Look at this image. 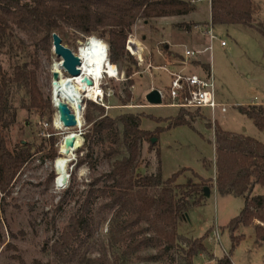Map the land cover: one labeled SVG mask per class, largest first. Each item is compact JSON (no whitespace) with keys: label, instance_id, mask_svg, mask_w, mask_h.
<instances>
[{"label":"rangeland","instance_id":"rangeland-1","mask_svg":"<svg viewBox=\"0 0 264 264\" xmlns=\"http://www.w3.org/2000/svg\"><path fill=\"white\" fill-rule=\"evenodd\" d=\"M253 2L256 11L252 29L214 26L211 32L215 39L211 43H208L205 35L210 23V6L206 0L197 2L194 5L195 11L184 17L161 18L148 23L138 20L133 25L127 38V41L132 40L139 47L136 53L130 49L133 58L126 50L125 43L128 59L133 64L130 75L132 86L126 82L125 66L117 64L118 79L105 78L101 84L102 89L111 95L106 100L110 109H102L112 118L121 113L140 115V129L151 132L150 137L154 141L143 142L141 145L138 166L140 175H154L159 169L162 180H166L186 169L188 171L177 179L176 184H185L187 180L197 182L191 175L193 172L203 180H209L208 186L211 190L215 179V126L264 143V136L249 119L238 112L239 107L258 105L264 108V0ZM186 25L191 26L189 31L186 30ZM16 34L23 37L19 31ZM88 38L90 37H85L83 41L73 40L66 47L75 54L78 46L83 45ZM221 42L225 46L221 47ZM176 44L187 45L192 50L211 46L209 52L199 57V62L208 65L214 81L216 101L226 106L224 114L216 110L212 116L208 110L168 108L162 104L149 106L145 102L144 97L150 90L164 91L169 84L166 71H173L172 66H179V56L173 53ZM142 50L144 64L136 62L141 57ZM0 60L3 69L8 70L10 63L7 57L1 56ZM38 60L40 64L36 72L37 85L43 98L49 99L51 103L54 72L51 67L59 63L60 59L50 49V56L40 51ZM190 65L195 66L196 62H191ZM159 67L164 70H159ZM208 71L197 70L190 73L205 77ZM58 75L60 79L67 76L63 72ZM126 93L130 97L128 102L123 103ZM88 102L92 103L84 100L81 127L71 131L55 125L56 112L53 107L54 113L50 122L24 110L18 109L15 112L13 122L6 132L7 147L13 151L17 146L26 144L33 149L30 159L13 180L9 195L0 194V264H19L17 257L24 264H59L50 252V246L78 208V203L70 198L71 195L76 192L85 193L87 185L94 178L108 172L110 163L125 155L120 135L108 136L104 132L100 141L89 143L87 150L81 154L88 157L91 167L84 163L73 168L77 151L83 144L82 134L87 129L84 112ZM93 114L96 115L97 112ZM178 115L187 126L174 127ZM75 130L81 135L73 138L72 148H66L64 138L70 137ZM120 131L121 126H118L117 133L120 134ZM50 136L55 141L52 148L48 143ZM109 148L117 149L118 153L105 158L103 153ZM53 149L56 150L57 157L51 159ZM59 157L70 159L65 172L73 174L69 179L66 176L64 183L59 181L54 167V162ZM69 182L71 186L67 190ZM252 196H264V187L255 186ZM204 198L202 205L192 207L186 212V217L181 220L178 229L182 239L195 240L207 235L204 241L207 251L198 255L194 263L217 264V260L229 254L232 264H264V244L255 238L253 226L240 227L236 231L235 236L242 239L230 253V234L226 226L239 214L244 206V199L230 195L221 196L213 190L209 197ZM106 231L107 222L102 223L96 218L93 235L82 248L81 256L93 257L91 247L99 242L106 244ZM118 252L117 248L110 250L112 255ZM153 254L154 250H145L140 256ZM170 258L171 256H166L157 262L131 259L124 264H183L179 254L174 255L173 261Z\"/></svg>","mask_w":264,"mask_h":264},{"label":"trees","instance_id":"trees-1","mask_svg":"<svg viewBox=\"0 0 264 264\" xmlns=\"http://www.w3.org/2000/svg\"><path fill=\"white\" fill-rule=\"evenodd\" d=\"M195 11L188 0H0V57L10 63L3 69L0 60V194L8 196L10 187L30 159L33 147L21 144L15 150L7 147L6 132L15 112L24 110L50 122L54 113L50 100L43 98L37 85L38 53L50 56L51 35L56 34L64 46L71 41L95 37L107 44V60L111 65L123 64L124 76L131 84L132 62L125 43L138 20L148 23L161 18L184 17ZM256 6L253 0H210V24L240 26L252 29ZM186 30L191 26L186 25ZM19 31L23 37L16 34ZM260 31V30H258ZM81 37V38H80ZM129 94L126 93L128 102ZM84 120L87 129L83 144L77 151L73 168L87 163L82 156L87 145L100 141L103 133L120 135L124 156L110 163L108 172L94 178L85 193L71 195L78 208L68 218L60 234L50 246L59 264H124L136 259L157 262L166 256L179 254L183 264H195L194 259L206 253L207 235L187 240L180 237V222L192 207L204 202L203 189L209 180L191 173L197 182L187 180L176 184L186 171L181 170L162 180L159 169L154 175H140L138 166L143 142H151V132L140 129V115L121 113L114 118L92 103H86ZM93 112H97L96 115ZM238 112L249 119L264 136V108L239 107ZM118 126H121L120 134ZM187 126L180 115L174 127ZM214 189L224 196L242 197L244 206L226 226L230 234L231 251L242 239L235 236L240 227L253 226L255 238L264 244V196H252L255 186L264 187V143L253 138L213 128ZM54 146L53 136L48 140ZM118 150L109 148L104 157ZM81 155V156H79ZM57 157L53 149L51 159ZM92 169V168H91ZM73 176L69 173V178ZM70 182L67 190L70 189ZM107 222L106 244L91 247L93 257L81 256V250L91 239L95 219ZM113 248L117 254H110ZM145 250L153 255L140 256ZM19 264H24L18 258ZM39 264V263H36ZM169 264V263H161ZM171 264V262H170ZM217 264H232L229 254Z\"/></svg>","mask_w":264,"mask_h":264},{"label":"built area","instance_id":"built-area-1","mask_svg":"<svg viewBox=\"0 0 264 264\" xmlns=\"http://www.w3.org/2000/svg\"><path fill=\"white\" fill-rule=\"evenodd\" d=\"M201 0H188L189 4L195 5ZM210 6V0H206ZM211 24L207 25V30L205 31L206 38L208 43H211L215 36L211 32ZM132 40L126 42V50L129 52L130 57L133 58L131 48L135 49L133 44H130ZM87 42V40H86ZM85 42V43H86ZM220 46H225L224 42L220 43ZM131 47V48H130ZM108 49V48H107ZM211 46L208 45L202 50H192L184 46H178L176 49V55L179 56L180 64L177 70L166 71L169 76V84L166 86L164 91H158L160 93L161 104L162 106L168 108L176 109H195V110H208L211 115H214L216 110H219L220 113L224 114L226 112V106L224 104L217 103L215 96V86L214 81L208 72L205 77H200L188 72V68L191 62H197L199 57L206 52H209ZM143 50L141 52V57L136 60L138 63L144 64L143 61ZM107 60V64H108ZM116 68V66H114ZM148 67H150L148 65ZM159 70L163 67H159ZM117 71V68H116ZM98 85H93L91 87V99H84L85 101H91L96 106L103 108L105 111L109 110L110 107L106 105V100L111 96L109 92H105L102 89V82L105 78L107 79H117L119 73L117 71L116 78L108 77L105 72L101 74Z\"/></svg>","mask_w":264,"mask_h":264},{"label":"bare ground","instance_id":"bare-ground-1","mask_svg":"<svg viewBox=\"0 0 264 264\" xmlns=\"http://www.w3.org/2000/svg\"><path fill=\"white\" fill-rule=\"evenodd\" d=\"M130 44H133V46L135 47V49L131 48L133 53L139 51V47L135 46L134 43L130 42ZM75 55L80 58L79 76H66L60 79L58 73H64V70L60 65L61 63H56L51 67V70L54 71L53 73H56L58 75L56 83L53 84V80L51 82V101L54 106L58 104H65L71 110L72 114H74L77 120V126L75 127V129H77L80 128L82 124L83 110H78L73 91L76 90L82 96L83 100L91 99V87L87 84V80L91 81L93 85H98L103 71L110 78H116L117 71L114 65H111L110 63L107 64L106 44L102 40L95 37H90L87 39L86 43H84L83 45H79L77 50L75 51ZM55 125L68 131L72 130L71 128H64L62 124L59 123L57 113ZM78 133L79 132L76 131L74 133H71L70 136L72 135L73 138H75L79 136ZM68 154H71V152ZM69 162L70 159H67L65 157H59L54 162L55 172L58 175L59 181L62 183H64L67 179L65 170H67Z\"/></svg>","mask_w":264,"mask_h":264},{"label":"water","instance_id":"water-1","mask_svg":"<svg viewBox=\"0 0 264 264\" xmlns=\"http://www.w3.org/2000/svg\"><path fill=\"white\" fill-rule=\"evenodd\" d=\"M51 51L52 53L60 59L61 68L64 70V73L69 77H77L80 75L79 67H80V58L76 56L72 50L67 48L62 44L61 39L56 35H51ZM58 79V75L56 73H52L53 84L56 83ZM87 84L92 87L93 83L87 80ZM74 98L77 103L78 110L84 111V100L82 96L76 91H73ZM145 102L149 106H159L161 105L160 93L157 90H150L144 97ZM52 107L58 115V121L62 126L66 129H73L77 126V120L74 114H72L71 110L65 104H58L56 106L53 105L51 101ZM79 135L80 132L78 133ZM154 140L151 139V142ZM64 145L66 148L73 147V136L64 138ZM69 176V174H67ZM204 197H209L210 189L205 187L203 189Z\"/></svg>","mask_w":264,"mask_h":264},{"label":"crops","instance_id":"crops-1","mask_svg":"<svg viewBox=\"0 0 264 264\" xmlns=\"http://www.w3.org/2000/svg\"><path fill=\"white\" fill-rule=\"evenodd\" d=\"M178 46H184V47L190 49L189 47H187V45H183V44H178V45L176 44L174 47L177 49ZM176 49L173 50V53H176ZM174 68H175V69H174ZM171 69H172V70H177L178 67H176V66H175V67L172 66ZM197 70H198V71L201 70V71L207 72V71L209 70V68H208V65H207V64L202 63V62H201V64H200V62H199V60H198V61L196 62V65H195V66L190 65L187 71H188V72H192V71H197ZM208 72H209V71H208ZM260 105H262V104H260ZM252 106H258V105H252ZM211 190L215 191L214 187H213V189H211ZM211 190H210V191H211Z\"/></svg>","mask_w":264,"mask_h":264}]
</instances>
